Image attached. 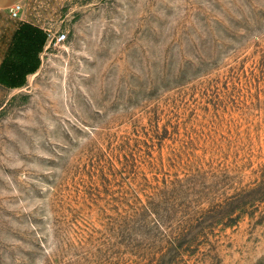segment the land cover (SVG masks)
<instances>
[{
  "label": "rangeland",
  "instance_id": "1",
  "mask_svg": "<svg viewBox=\"0 0 264 264\" xmlns=\"http://www.w3.org/2000/svg\"><path fill=\"white\" fill-rule=\"evenodd\" d=\"M20 23L0 264H264V0H0V61Z\"/></svg>",
  "mask_w": 264,
  "mask_h": 264
},
{
  "label": "crops",
  "instance_id": "2",
  "mask_svg": "<svg viewBox=\"0 0 264 264\" xmlns=\"http://www.w3.org/2000/svg\"><path fill=\"white\" fill-rule=\"evenodd\" d=\"M13 7V5H8L7 7H4V9H6L7 11L10 10ZM3 9V8H2ZM26 23V22H25ZM24 24V23H23ZM29 24V23H28ZM22 24L20 23L16 29L13 31L11 38L9 40V43L6 47V50L3 54V57L0 61V85L6 86V87H14V86H19L21 85V83L19 81H21V79L24 78V75L26 74L25 71H23V69L21 68V63L20 60L18 59L17 61L15 60H11L9 58V53L11 50V47L14 46L15 47V43L13 42V36L16 32V30L21 26ZM32 28L35 29H40L37 26H34L32 24H29ZM37 29V30H38ZM34 36H36V39L38 40V42L40 41V36L39 35H35L33 33ZM44 35V34H43ZM17 45V44H16ZM11 57V56H10ZM35 62H36V58H35ZM29 77V76H28ZM27 77V78H28ZM19 82V83H18ZM18 83V84H16Z\"/></svg>",
  "mask_w": 264,
  "mask_h": 264
},
{
  "label": "trees",
  "instance_id": "3",
  "mask_svg": "<svg viewBox=\"0 0 264 264\" xmlns=\"http://www.w3.org/2000/svg\"><path fill=\"white\" fill-rule=\"evenodd\" d=\"M33 33L35 35L40 36L39 42L36 39V36L33 35ZM16 41L17 43H15V47L14 46L11 47L9 58L15 61L19 59L21 64H25L27 57L26 55L21 54L20 48L23 46L22 44L26 43L28 49H37L36 51H39L38 50L40 49L39 47H41L44 44L45 36L43 35L41 31L35 28H32L28 25H21L13 36V42H16Z\"/></svg>",
  "mask_w": 264,
  "mask_h": 264
},
{
  "label": "built area",
  "instance_id": "4",
  "mask_svg": "<svg viewBox=\"0 0 264 264\" xmlns=\"http://www.w3.org/2000/svg\"><path fill=\"white\" fill-rule=\"evenodd\" d=\"M20 10H21V7H20L18 4H16V5H13V7H12L9 11H10L11 16L16 17V16H17V13H18ZM64 40H65V35H63V34H61V35H59V36H56V37L54 38V42H55L56 44H58V43H62Z\"/></svg>",
  "mask_w": 264,
  "mask_h": 264
}]
</instances>
